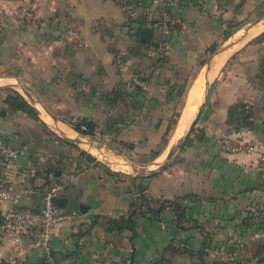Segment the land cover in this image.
Returning <instances> with one entry per match:
<instances>
[{
    "label": "crops",
    "instance_id": "0c3cea01",
    "mask_svg": "<svg viewBox=\"0 0 264 264\" xmlns=\"http://www.w3.org/2000/svg\"><path fill=\"white\" fill-rule=\"evenodd\" d=\"M125 1L0 2V8H19L0 13V25H7L4 33L0 29V74L21 78L40 109L35 119L11 111L5 102L9 94L0 98V139L20 151L17 161L0 160V193L28 188L23 203L39 207L44 190L69 177L61 196L87 207L78 211L83 218L78 226L54 231L49 252L31 239L0 242V264H153L162 257L176 264L177 255L192 257L195 250L211 246L223 255L218 264H231L248 232L264 233V167L253 154L231 155L220 147L222 137L234 136L264 150V22L249 38L252 27H243L264 0H136L135 17L127 13ZM165 8L173 17L166 35L160 25ZM25 9L42 23L29 21ZM142 29L153 32L151 42L139 39ZM233 35L235 43L217 53ZM161 40L167 43L163 54L157 49ZM120 50L128 52L121 66L115 63ZM19 66L22 71L14 75ZM132 71L149 79L148 92L135 94L123 85L121 78ZM206 74V104L189 140L164 167L152 164L140 171L141 165L165 158L172 145L166 133L174 109L185 99L170 133L176 126L177 134L184 117L189 127ZM197 83L203 92L191 113L189 95ZM83 117L97 122L98 138L79 133L70 123ZM111 121L114 129L108 128ZM90 141L102 145L111 160L137 171L110 174L109 169H119L89 152ZM82 151L94 160L80 156ZM153 151L159 155L151 157ZM140 192L155 206L177 200L186 211L181 223L168 203L161 215H138L135 234L109 230L110 219L126 215ZM10 204L0 199V214ZM255 215L262 223H252ZM80 229L85 234L77 239Z\"/></svg>",
    "mask_w": 264,
    "mask_h": 264
},
{
    "label": "built area",
    "instance_id": "2783aa9c",
    "mask_svg": "<svg viewBox=\"0 0 264 264\" xmlns=\"http://www.w3.org/2000/svg\"><path fill=\"white\" fill-rule=\"evenodd\" d=\"M136 0H126L125 8L130 17H135L137 12ZM7 10L17 12L18 7L9 5L7 8H0V13ZM24 16L29 21H34L38 24L42 23L40 17L35 15L33 11L25 9ZM172 14L168 8H165L162 13L160 25L164 35L170 33ZM158 52L163 54L167 50V43L164 40L159 42L157 47ZM128 52L120 50L115 55V63L119 66L123 65ZM123 85L133 90L141 89L143 92L150 90L149 79L140 72L126 73L122 78ZM96 134V138L99 136ZM89 148V152L94 153L96 150L97 158L107 164L115 163L105 153L102 145L96 144ZM220 147L228 154H253L257 162L264 167V150L256 144L246 140L239 139L234 136H224L220 139ZM20 157V151L13 147L8 142L0 139V160L5 162L17 161ZM69 177H66L64 182L53 184L47 187L43 192L42 204L39 207L29 206L23 203L24 197L30 192L28 188L16 189L10 187L0 193L1 200L10 201L11 204L4 208L0 214V242L8 241L12 244H19L26 239H31L36 246L43 247L46 251L51 249V241L54 231L60 228H75L82 222V215L78 211L68 210L66 207L58 205L54 202V198L62 195Z\"/></svg>",
    "mask_w": 264,
    "mask_h": 264
},
{
    "label": "rangeland",
    "instance_id": "374dc122",
    "mask_svg": "<svg viewBox=\"0 0 264 264\" xmlns=\"http://www.w3.org/2000/svg\"><path fill=\"white\" fill-rule=\"evenodd\" d=\"M5 1L6 0H3V1L0 0V2H5ZM6 12H7V10L4 9L2 15H4ZM263 15H264V7L260 8L258 10V12H256L254 14V16L249 17L246 20V22H245L246 24L243 27L246 28V29L248 28V26L249 27H252L251 30L248 33L249 34L248 35V38L250 36L254 35L255 32H253V30L255 28L259 27V25L264 22V19L260 20L259 22H256ZM3 21L5 22V20H3ZM0 27H1L0 28L1 31L4 33L5 32V28L7 27V25H0ZM245 33H246V31H245ZM242 34H244V31L241 32L238 36H241ZM229 40H232V41L233 40H236L235 35H233L231 37V39H229ZM240 45L237 46V47H235V48L236 49L239 48ZM19 67H20L19 69L15 70V72H13L14 75H18L22 71L21 70V66H19ZM13 73L11 72V74H13ZM7 76L8 75L5 74V72H1V74H0V85H1L0 86V98H2L3 95L6 94V93L7 94H12L16 90L18 92H20L25 98H27V95L24 93V91H23L22 88L13 85V84H16L18 82L21 83V84H25L23 82V80L21 78H17V76H14V77L12 76L9 79V77L7 78ZM191 83H193V82H191ZM9 84H12V85H9ZM203 90H204V88H203ZM185 104H186V99H185V101L183 100L182 103H180L178 106L175 107V109H174V115L175 114H178V118L181 116ZM194 110H196V108ZM176 123L174 125H176ZM175 127L176 126H174L172 132L169 133V136L171 135L170 137H171V140H172V144L175 143L177 141V138H178L177 137L176 139H174L175 138L174 137L175 136V131H176L175 130ZM93 152H94L95 155H101V154H98V152L96 150H94ZM101 156H103V155H101ZM115 163L114 164L111 163L110 165L113 168H115V169H119L117 171H119L121 173H123V172L124 173H127V172L137 171V169L135 167H132V166H129V167L127 166L126 167V166L123 165V163H121V162H119L117 160H115ZM259 214L261 215V212ZM251 220H252V223H255V222L262 223V218L259 219V218H257L256 215L253 216V217H251ZM247 237L248 238H246L244 244H240L239 246L237 245L235 247L236 250H237V253H239L237 259L235 260V262H234V259L235 258L233 259V256L232 255L228 256L229 259L231 257H232L231 259H233L231 264H264V233H261V232L256 233L253 230L252 232H248L247 233ZM231 249L232 248H230V250ZM200 251H201V249L200 250H195V254H192V257H189L187 255L188 252H187V254L177 255L178 257H176L177 259H176L175 262H176V264H199L201 262ZM220 251L221 250H219V247L211 246V248H209V250H207L204 253L203 259H204V262H206L205 264H216L217 261H218V259L223 256ZM167 256H171L170 253Z\"/></svg>",
    "mask_w": 264,
    "mask_h": 264
},
{
    "label": "trees",
    "instance_id": "16d2710c",
    "mask_svg": "<svg viewBox=\"0 0 264 264\" xmlns=\"http://www.w3.org/2000/svg\"><path fill=\"white\" fill-rule=\"evenodd\" d=\"M212 48L215 50L216 46H214ZM183 91H186V89ZM133 92L135 94L145 93L139 88L134 89ZM5 102L11 111L21 110V111L28 113L32 118L39 119V115H38L37 110L17 90L14 93L9 94L7 96V98L5 99ZM177 121H178V114H175L172 118V121L169 125V128H168L166 134L170 133L173 125ZM70 123L79 133L84 134V135L96 136L97 132H99L97 122H95L94 120L88 119L86 117L80 118L77 121H70ZM113 123H115V122L111 121L108 124V128L114 129V128H112ZM115 131H117V130L115 129ZM193 131H194V127L192 129V132ZM189 138H190V135L187 138V141L189 140ZM65 141H68V140H65ZM130 146L133 147V144H130ZM158 153L159 152H157V151H153L151 153V157L158 156L159 155ZM80 156L85 157L89 161L94 160V157L91 154L87 153L86 151H82L80 153ZM108 171L110 174H112L114 176H119L120 174H122L121 172H119V173L113 172L110 169ZM152 202H153L152 198H150L144 192H140V195L136 196L135 199L133 200V202L131 203V209L126 215H123L118 219H110L108 229L109 230H117V231H124L126 229H130L135 234V224H136V218L138 217V215H144L145 213H149V214H152L154 216L161 215V213L168 206V203L175 206L174 209L176 212L178 224H180L181 221L183 220L186 211H185V208L183 207V205H181L177 200L168 201L167 199H164L161 201H157L158 202L157 206L153 205L154 203L152 204ZM92 225H93V222H92ZM198 227H202L201 229L204 230L203 226L199 225ZM84 234H85V230L80 229L74 235L78 239ZM174 251H176V250H173V252ZM163 261H166V262H168L167 264H170V259H167L165 257H162L161 259L156 260L155 262H153V264H162L161 262H163ZM199 264H202V263H199Z\"/></svg>",
    "mask_w": 264,
    "mask_h": 264
},
{
    "label": "water",
    "instance_id": "95a60500",
    "mask_svg": "<svg viewBox=\"0 0 264 264\" xmlns=\"http://www.w3.org/2000/svg\"><path fill=\"white\" fill-rule=\"evenodd\" d=\"M264 19V15L262 17L259 18L258 21L256 22H259L260 20ZM152 36H153V32L149 29H142L141 31H139V39L142 41V42H151L152 41ZM235 43V41H228L226 42L218 51L217 53H221L222 51H224L226 48L232 46L233 44ZM207 76V79H206V82H204V93H203V98H202V101L200 102L199 106H198V110L193 118V120L191 121L189 127L186 129V131L177 138V141L175 143H173L170 148H169V151L168 153L166 154L165 158L160 161V162H154V163H151V164H143L139 167V170L140 171H147L150 166L152 164H157L159 166V168L161 167H164V165L169 162L173 156L175 155L176 152H178L179 150H181L187 140V138L189 137V135L191 134L192 132V129L194 127V125L196 124V122L198 121L201 113H202V110H203V107L205 106L206 104V99H207V95H208V89H209V81H208V75L206 74ZM9 85H12V84H9ZM14 86H18L20 88L23 89L24 93L27 95V100L29 101V103L37 110L39 111V106H38V100L35 98V96L33 95L32 93V88L28 85H25V84H21V83H16V84H13ZM1 86V85H0ZM186 105V104H185ZM185 107V106H184ZM182 116V114H181ZM180 116V118H181ZM60 131V133L67 137L68 139L72 140V141H75V142H78V143H82L83 140L81 138H73V137H70L68 135H66V133H64L61 129H58ZM94 143L90 141V145H89V148H91V146H93ZM54 202L58 205H61V206H64L66 207L68 210H71V211H83V212H86L87 211V207L83 204V203H80L78 202L77 200H74L68 196H57L54 198ZM207 250L206 249H202L201 253H200V256H201V259H203V256H204V253L206 252Z\"/></svg>",
    "mask_w": 264,
    "mask_h": 264
},
{
    "label": "bare ground",
    "instance_id": "6f19581e",
    "mask_svg": "<svg viewBox=\"0 0 264 264\" xmlns=\"http://www.w3.org/2000/svg\"><path fill=\"white\" fill-rule=\"evenodd\" d=\"M226 53L220 58V60L218 61L216 67H215V72L213 73V76H215V74L218 72V70L220 69L221 65L223 64V62L225 61L226 59ZM190 101H189V104L190 102L193 100L194 104H193V107H192V110H191V113H193L195 107H196V102L201 98L202 96V88L200 86L199 83H197L193 89L191 90L190 92ZM202 101V100H201ZM186 120H185V117H184V120L182 121V123L180 124V127H179V131L177 132V134L174 136L176 139L177 137H179L186 129H187V125H186Z\"/></svg>",
    "mask_w": 264,
    "mask_h": 264
}]
</instances>
